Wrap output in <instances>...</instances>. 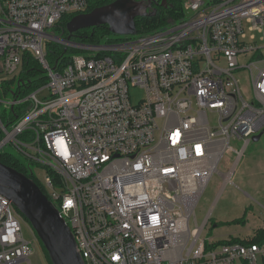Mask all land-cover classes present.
<instances>
[{
	"label": "built area",
	"instance_id": "obj_1",
	"mask_svg": "<svg viewBox=\"0 0 264 264\" xmlns=\"http://www.w3.org/2000/svg\"><path fill=\"white\" fill-rule=\"evenodd\" d=\"M93 1L0 0V155L22 158L84 264H264L255 234L203 239L209 216L194 212L230 140L264 131V0H183L161 30L68 43L81 53L48 62L53 29ZM25 55L37 77H21ZM23 223L0 196V264H30Z\"/></svg>",
	"mask_w": 264,
	"mask_h": 264
},
{
	"label": "rangeland",
	"instance_id": "obj_2",
	"mask_svg": "<svg viewBox=\"0 0 264 264\" xmlns=\"http://www.w3.org/2000/svg\"><path fill=\"white\" fill-rule=\"evenodd\" d=\"M244 27L245 33L248 36L253 35L248 32V26ZM52 33L55 36H59L63 42H48L47 50L53 51L55 45L60 50L61 48L68 49V43L82 44L78 43L75 37L68 39L65 25L57 26L53 29ZM254 35L256 34L254 33ZM80 36H84V33H81ZM256 39L259 40V37L256 36ZM259 45H262V43L259 42ZM248 60L249 58H246L242 62ZM237 75L242 79L241 89L245 95L248 91L246 82L247 73L241 72ZM10 88L13 91H17V80ZM132 91L135 93L132 95V100L136 102L142 96V92L137 89H133ZM9 100H11L10 93L1 96L2 102H8ZM1 109L2 111L4 110L3 104L1 105ZM210 120L212 125H214L215 119L210 118ZM259 135L260 137L256 142L251 141L245 148H243L244 141L230 140L229 147L231 150L224 152L221 156L217 167L218 172L212 175L194 210L199 226L209 216L201 238L213 241L232 238V240L237 241L255 234L257 230L264 228V191L257 194L256 189H254V187H257L256 183L258 184L260 181L257 178V173H262V168L264 167V132H258L255 137ZM3 151L18 157V153L12 147H5ZM236 151H242L239 160ZM18 158L23 162L22 158ZM232 168L233 172L230 182L225 183L224 176ZM33 173L39 179H43L44 177L43 170L36 166L33 167ZM22 228L25 239H30L32 230L28 224L23 223ZM29 261L30 264H48L39 243L33 244V255L29 258Z\"/></svg>",
	"mask_w": 264,
	"mask_h": 264
},
{
	"label": "water",
	"instance_id": "obj_3",
	"mask_svg": "<svg viewBox=\"0 0 264 264\" xmlns=\"http://www.w3.org/2000/svg\"><path fill=\"white\" fill-rule=\"evenodd\" d=\"M153 3V0H115L75 15L66 24L67 37L70 39L81 30L102 26L112 35L133 36L137 33L136 18L156 15ZM159 6L166 8V0ZM259 137L254 136L252 141ZM31 176V170L26 176L0 162V196L12 202L45 250L50 264H84L70 228Z\"/></svg>",
	"mask_w": 264,
	"mask_h": 264
},
{
	"label": "trees",
	"instance_id": "obj_4",
	"mask_svg": "<svg viewBox=\"0 0 264 264\" xmlns=\"http://www.w3.org/2000/svg\"><path fill=\"white\" fill-rule=\"evenodd\" d=\"M115 0H95L90 3V6L86 10L85 13L90 12L92 9L96 7H100L106 4H109ZM153 8L156 9V15L152 18H136L135 19V27L137 34H150L153 32H156L158 30H161L168 26L171 22H176L177 20H180L183 17V10H182V2L183 0H166V8L159 6V4L163 0H153ZM72 17H63V24L65 25ZM81 33H84V36H80ZM67 34V32H66ZM80 34V35H79ZM68 36V34H67ZM112 34L107 30L105 26L94 28V29H87V30H81L77 32L74 36L77 38L78 43L82 44H93V43H99L102 42L106 37H110ZM56 46V45H55ZM54 50L50 51L48 50L47 54V60L50 63H54L56 60H60L63 62H67L70 55L73 53H80L79 50L76 49H67L61 48L60 50L58 46L55 47ZM21 77L24 78H33L37 77L39 73L41 72L38 64L32 60V58L28 57L27 55L24 56L22 61V70H21ZM44 83L43 80H39L38 82H34L31 84V86H37ZM30 86V87H31ZM0 162L8 167H11L15 169L16 171L28 176L27 171L21 167L18 159L14 157L11 154H1L0 155ZM33 178V177H31ZM37 186L44 192V189L42 185L33 178ZM25 221V220H24ZM26 223V222H25ZM254 240L256 242L264 241V228L257 230L255 233ZM41 250L44 254V257L48 264H50L47 254L43 247L41 246L40 242L38 241Z\"/></svg>",
	"mask_w": 264,
	"mask_h": 264
},
{
	"label": "crops",
	"instance_id": "obj_5",
	"mask_svg": "<svg viewBox=\"0 0 264 264\" xmlns=\"http://www.w3.org/2000/svg\"><path fill=\"white\" fill-rule=\"evenodd\" d=\"M254 142H256V141H254ZM257 178L260 181L258 182V184L256 183L257 187H254V189H256V193L259 194V193H261V191H264V167L262 168V173H257Z\"/></svg>",
	"mask_w": 264,
	"mask_h": 264
}]
</instances>
